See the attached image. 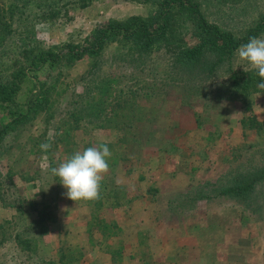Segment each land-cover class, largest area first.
I'll return each instance as SVG.
<instances>
[{"label": "rangeland", "instance_id": "rangeland-1", "mask_svg": "<svg viewBox=\"0 0 264 264\" xmlns=\"http://www.w3.org/2000/svg\"><path fill=\"white\" fill-rule=\"evenodd\" d=\"M155 1H73L59 17L37 23V43L78 41L109 19L148 16ZM204 10L212 21L243 34L264 13V0H214ZM184 37L195 41L188 30ZM99 61L100 69L88 79L89 59L59 74L52 107L0 145V264L67 262L71 249L77 251L74 264H112L108 247H121L119 264H264V184L257 191L263 211L254 214L226 196L192 200L198 186L219 182L237 162L250 163L249 170L264 168V90L240 99L230 83L232 71L251 68L237 52L210 74L205 63L180 68L165 49L137 61L123 59L115 45ZM104 77L114 80L113 94L127 98L130 107L112 112L109 107L110 127L68 118L72 102L107 86ZM30 88L24 84L14 101H24ZM105 142L112 156L101 190L114 195L119 189L124 204L102 210L98 200L68 199L51 169ZM42 143L51 148L42 151ZM97 215L98 224L104 219L118 235L103 234L97 226L87 232ZM18 233L31 242L17 249ZM29 255L41 260L30 261Z\"/></svg>", "mask_w": 264, "mask_h": 264}, {"label": "trees", "instance_id": "trees-1", "mask_svg": "<svg viewBox=\"0 0 264 264\" xmlns=\"http://www.w3.org/2000/svg\"><path fill=\"white\" fill-rule=\"evenodd\" d=\"M5 1L8 5L0 7V103L5 104L0 112V145L31 118L52 107L59 74L73 68L82 60L89 59L92 65L85 78L88 79L90 74L100 69L99 59H102L105 51L112 45H115L119 56L123 59L131 58L132 61L143 59L155 50L165 49L168 59L173 64L180 65V68L186 70L205 63L208 72L212 74L216 66L231 59L237 49L251 37L259 38L264 34V13L245 33L238 34L208 17L204 5L214 0H156V7L148 16L131 15L122 19H109L92 28L86 37L78 41L43 47L37 43V23L42 19L59 17L60 11L68 3L87 0H70L63 4L64 0ZM185 30L194 36L195 41H186ZM2 73H5V76H2ZM104 78L101 83L104 82L103 85L107 86L97 91L96 95H91L93 89H90L85 99L72 102L68 118L75 121L87 118L101 122L100 126L110 127L107 124L113 121L114 116H109L108 108L111 107L112 112L117 108L123 110L130 107L127 98L113 94L111 82L114 80ZM99 83H96V86ZM230 83L233 85L234 97L240 99L264 90L258 87L264 80H261L253 69L232 71ZM24 84L31 86L30 93L24 101L15 102L16 95ZM107 146L110 148L111 145ZM251 161L253 163V159H250ZM110 162L111 158L108 160V163ZM246 163L237 162L219 182H206L198 186L193 192L192 200L226 196L240 203L250 213L263 211L257 191L260 185L264 184V168L253 166L249 170L247 166L250 163ZM106 190L107 188L101 190L98 209L123 206L120 196H117L119 189L114 195ZM106 199L108 201H105ZM132 199L133 196L128 202ZM260 201L263 203L264 198ZM40 215L43 220L49 218L44 210ZM98 217L97 215L93 218L94 221L86 228L87 232H92L94 226H97L103 234L107 232L109 236L118 235L116 231H108L111 224L104 219H101L102 224H98ZM43 230L44 233L48 231L47 227H43ZM14 240L17 249L21 243L31 242V238L23 239L20 233L14 235ZM106 251L110 253L112 264L121 262V247L116 250L108 247ZM76 252L71 249L67 262L62 259L47 262L42 260V264H74L76 258L71 256ZM28 260L41 259L29 255Z\"/></svg>", "mask_w": 264, "mask_h": 264}, {"label": "clouds", "instance_id": "clouds-1", "mask_svg": "<svg viewBox=\"0 0 264 264\" xmlns=\"http://www.w3.org/2000/svg\"><path fill=\"white\" fill-rule=\"evenodd\" d=\"M237 56L264 80V38L251 37L237 49ZM258 87L264 88V83ZM40 148L46 152L51 148V144L42 143ZM111 156L112 153L105 142L99 146L88 147L82 152H75L58 167L52 168L51 172L67 190L65 195L68 199L75 202L96 201L100 199L101 183L104 175L109 172L108 160Z\"/></svg>", "mask_w": 264, "mask_h": 264}]
</instances>
